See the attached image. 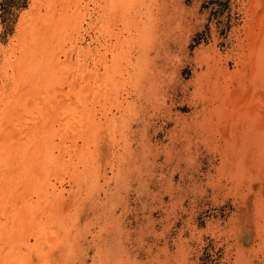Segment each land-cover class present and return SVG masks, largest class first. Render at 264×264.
Returning a JSON list of instances; mask_svg holds the SVG:
<instances>
[{"label":"bare ground","instance_id":"6f19581e","mask_svg":"<svg viewBox=\"0 0 264 264\" xmlns=\"http://www.w3.org/2000/svg\"><path fill=\"white\" fill-rule=\"evenodd\" d=\"M137 1L33 0L29 14L21 21L15 43L0 47V56L4 55V66L0 68V264H71L78 246L85 243L79 208L86 202H98L101 191L106 190L104 199L115 209V192L108 190L114 186L110 187L113 177H108V169L114 173L112 163L116 156L123 161L128 155L140 159L143 156H134L132 143H128L133 124L131 117L141 111L137 104L140 107L151 105L162 94L148 73L152 69L150 48L153 49L157 39L149 32L147 18L136 24L132 9ZM262 4L260 9L252 3V14L248 16L250 27L247 26L245 39L249 47L253 43L250 54L245 55L243 49L237 54L238 58L235 57L238 68L250 70L251 80L250 76L247 78L251 90L239 85L241 70L224 78L222 87L216 89L217 92L228 90L229 94L235 92L231 89L242 91L241 96L251 99L263 117L256 127L251 123L245 135L255 149L254 154L244 153L236 158L253 162L255 159L256 171L264 170V49H254L256 38L261 35L264 38V15L261 16L264 2ZM88 19L93 22L88 23ZM97 26L100 31L94 38L91 33ZM241 96L237 95L238 99ZM207 115L212 118L210 113ZM145 135L143 144H147ZM237 145L234 148L239 147V143ZM148 148L144 146L141 152H151ZM120 151L127 155L120 156ZM236 164L240 163L236 160ZM126 166L122 167L127 169ZM102 183L108 184V189ZM120 195L118 192L117 198ZM110 226L107 223L106 229ZM96 244L99 264H115L109 254L102 252L98 241ZM262 244L264 255V240Z\"/></svg>","mask_w":264,"mask_h":264},{"label":"rangeland","instance_id":"374dc122","mask_svg":"<svg viewBox=\"0 0 264 264\" xmlns=\"http://www.w3.org/2000/svg\"><path fill=\"white\" fill-rule=\"evenodd\" d=\"M32 1L0 0V47L15 43L21 21L29 14ZM151 1L146 4L137 1L132 9L136 24L147 18L149 32L157 39L153 41V49L150 48L152 69L148 73L162 94L151 105L140 107L137 104L141 111L131 117L133 124L128 143H132L134 156H145L140 159L128 155L126 161L116 156L112 163L114 173L108 169V177H113L110 187L114 186L108 189V184H102L115 192V209L104 199L106 190L101 191L99 203L86 202L79 208L86 244L78 246V253L73 254L70 262L99 264L98 241L102 252L109 254L115 264H264L263 168L256 171L255 159L254 162L236 159L244 153L247 156L254 154L255 149L245 135L251 129V123L256 127L263 117L251 99L245 100L241 96L242 91L231 89L235 92L229 94L225 89L216 90L222 87L224 80L232 77L231 73L236 75L240 70L243 73L239 85L250 89V70L238 68L236 58L240 50L245 49L247 55L253 48V43L249 47V41L245 39V31L250 27L248 16L252 14V3L262 9L264 0L262 3L261 0ZM262 12L261 16L264 15ZM92 20L88 19V23ZM98 31L97 26L91 36L97 37ZM261 40H264L262 35L256 38V51L264 49ZM2 56L0 68L4 66ZM209 113L212 118L207 117ZM142 133L146 134L147 144L141 142L144 139ZM237 143L239 147L234 148ZM144 146L151 152H141ZM119 155L125 157L127 154L120 151ZM108 157L105 156V163ZM138 163L144 164L140 167ZM106 167L105 164L104 169ZM118 192L122 195L119 198ZM108 210H116V213ZM107 223L111 224L108 230ZM113 223L117 224L116 228Z\"/></svg>","mask_w":264,"mask_h":264}]
</instances>
